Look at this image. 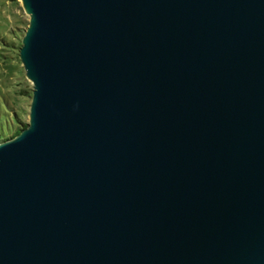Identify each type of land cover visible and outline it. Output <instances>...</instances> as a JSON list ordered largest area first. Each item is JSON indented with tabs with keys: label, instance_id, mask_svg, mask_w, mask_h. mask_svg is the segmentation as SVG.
<instances>
[{
	"label": "water",
	"instance_id": "obj_1",
	"mask_svg": "<svg viewBox=\"0 0 264 264\" xmlns=\"http://www.w3.org/2000/svg\"><path fill=\"white\" fill-rule=\"evenodd\" d=\"M19 1L0 264H264V0Z\"/></svg>",
	"mask_w": 264,
	"mask_h": 264
},
{
	"label": "rangeland",
	"instance_id": "obj_2",
	"mask_svg": "<svg viewBox=\"0 0 264 264\" xmlns=\"http://www.w3.org/2000/svg\"><path fill=\"white\" fill-rule=\"evenodd\" d=\"M28 20L29 16L23 11L19 0H0V112L3 113L2 106H5L7 101L19 111L21 122H27L32 92V85L25 77L18 57L20 47L18 43ZM12 40H14L12 46L7 45ZM19 90L24 92L21 95L15 94ZM0 120V131L7 132L15 124V118L11 113L1 115Z\"/></svg>",
	"mask_w": 264,
	"mask_h": 264
},
{
	"label": "trees",
	"instance_id": "obj_3",
	"mask_svg": "<svg viewBox=\"0 0 264 264\" xmlns=\"http://www.w3.org/2000/svg\"><path fill=\"white\" fill-rule=\"evenodd\" d=\"M13 43H14V40H12L7 45L12 46ZM18 44L21 45V41ZM23 92H24V90H19L15 94L21 95ZM2 108L4 109V111H3V113L0 112V116L1 115H10V113H11L14 116V118H15V124L7 132L0 131V141L16 135L26 125V122H21V120H20L21 118H20V115H19V111L18 110H15L11 105H9V103L7 101H6L5 106H2ZM6 111H8V112L10 111V112L7 113ZM10 118H12V117H10ZM6 135H8V136H6Z\"/></svg>",
	"mask_w": 264,
	"mask_h": 264
}]
</instances>
